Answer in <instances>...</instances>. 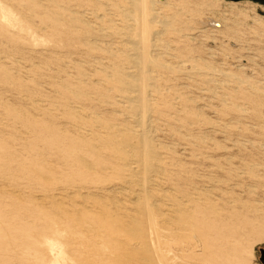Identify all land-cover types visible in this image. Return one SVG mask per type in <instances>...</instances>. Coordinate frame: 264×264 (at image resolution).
Segmentation results:
<instances>
[{"label": "rangeland", "instance_id": "obj_1", "mask_svg": "<svg viewBox=\"0 0 264 264\" xmlns=\"http://www.w3.org/2000/svg\"><path fill=\"white\" fill-rule=\"evenodd\" d=\"M160 1L144 124L125 0H0V264H264V0Z\"/></svg>", "mask_w": 264, "mask_h": 264}, {"label": "bare ground", "instance_id": "obj_2", "mask_svg": "<svg viewBox=\"0 0 264 264\" xmlns=\"http://www.w3.org/2000/svg\"><path fill=\"white\" fill-rule=\"evenodd\" d=\"M125 1H126V5H127V8H128L126 10L128 11V13L131 14V16L133 15L132 18H131V21H130V23H131L130 27H131L132 30H134V29L137 30V32L139 33V37H140V43L137 44L136 42H134V43L132 42V44H134V46L136 47V48L135 47L134 48L140 50V52L137 53L136 55H133L131 63H133V65L138 68V70L134 74H132V76H133V80H134V86H136V85L139 86V84L141 86V92L138 93L139 95L136 94L137 97H135V98H137L138 99L137 102H139L141 104V107H142L141 113H142V112L146 111L147 105H148V96H147V92H146V85H147L146 84V79L148 77L149 70H148V62H147L148 60H147V58H149V56H150L149 55V47H150L149 43L151 41V38H153L152 37V33L150 31V25L154 21H157V17H158L157 13H159V11L157 12L156 3H163L164 1H160V0H125ZM132 54H133V52H132ZM140 86H139V88H140ZM135 90H136V88H135ZM148 92H150V90ZM145 113L146 112L143 113L144 124L148 120L147 117L145 116L146 115ZM145 126L146 125H144V128H145ZM146 128L148 129L149 127H146ZM147 131H143V134H144L143 141L145 143L144 144L145 146L141 147V149H139V148H133L132 149V151H133V155L132 156L133 157L135 156L134 157V161H136V162L138 161L141 164L139 167L141 168V170L143 171L145 176H146L148 170L151 171V166H153V165H151V162H150L151 156H150V154L147 152V150L145 148V147H147V144H146L147 142H145L146 138H147L145 133ZM148 177H149V174H148ZM140 178H142V177H140ZM150 178H148V179H150ZM144 180L146 181V177H144ZM145 183L147 184V182H145ZM146 184H145V186H146ZM153 184H155V183H153ZM146 191L144 190L145 193H146ZM145 195H146V197L148 196L147 193ZM154 205H156V204H154ZM146 206H148V211L144 212L143 214L146 213V214H148L150 216V217L148 216L150 219H152L151 217H154V220H155V217H156L155 209L153 208L152 204L149 203ZM172 216H175V215H172ZM175 218H176L175 220H179L178 217H175ZM156 219H157V217H156ZM152 220L149 221V222H151V224H149L150 225L149 229H150L151 226H155V227L158 226L157 222L155 221V223H154L153 222L154 220L153 221ZM168 220H171V221L175 222V220L172 219L171 217L168 218ZM153 224H155V225H153ZM133 227H134V225H133ZM142 227H144V226H142ZM134 229L136 230V227ZM152 229L155 230V228L152 227L150 229V231H152ZM156 230H157V228H156ZM145 231H146V229H145ZM155 231H154L155 234H154V238H153L154 242L153 241L150 242L151 244L154 243V245L152 247H149V248L147 247V249H139L140 250V252L138 254V255H140L139 258L141 259L143 264H171L170 263L171 256L165 253V250H164L165 248L161 246L163 244H159L158 243V241H157V237H158V233L157 232L158 231H156V232ZM152 233H150V235ZM140 234H141V232H140ZM151 236L153 237V235H151ZM145 237L143 238L144 241H146V239H147V238L145 239ZM150 243L148 242L149 245H150ZM135 246H138V245H135Z\"/></svg>", "mask_w": 264, "mask_h": 264}]
</instances>
